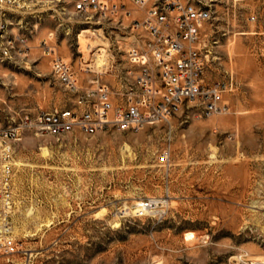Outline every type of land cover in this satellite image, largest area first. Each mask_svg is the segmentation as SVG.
<instances>
[{"label": "rangeland", "instance_id": "1", "mask_svg": "<svg viewBox=\"0 0 264 264\" xmlns=\"http://www.w3.org/2000/svg\"><path fill=\"white\" fill-rule=\"evenodd\" d=\"M74 1L8 10L11 35L28 41L13 60H0V127L75 108L78 94L52 74L56 57L72 65L83 89L108 84L120 104L133 40L78 15ZM201 1L213 9L202 30L205 81L226 85V110L200 116L186 102L169 121L137 132L53 137L28 128L14 168L22 251L0 264L264 261V0ZM146 199L165 204L140 218L135 204Z\"/></svg>", "mask_w": 264, "mask_h": 264}, {"label": "built area", "instance_id": "2", "mask_svg": "<svg viewBox=\"0 0 264 264\" xmlns=\"http://www.w3.org/2000/svg\"><path fill=\"white\" fill-rule=\"evenodd\" d=\"M26 0H0V60L19 55L17 45L28 39L14 37L4 19L10 10L23 9ZM24 2V3H21ZM27 2V3H26ZM29 5V4H28ZM132 5V7H131ZM74 11L81 16L98 17L121 30L133 44L126 56L134 70L127 72L122 100L116 104L108 84L82 88L72 65L65 59H52V74L72 93H77L74 109L41 111L32 119L0 127V258L22 251L15 236L16 146L30 128L41 135L60 137L78 129L87 136L108 127L137 132L148 125L169 121L186 102L197 104L200 116L226 110L222 103L225 84L206 83L207 58L202 46L203 27L212 20L213 9L196 0H75ZM9 10V11H8ZM140 12V16H135ZM49 54L55 50L48 46ZM124 81V80H123ZM157 200L146 199L138 217L158 212Z\"/></svg>", "mask_w": 264, "mask_h": 264}, {"label": "bare ground", "instance_id": "3", "mask_svg": "<svg viewBox=\"0 0 264 264\" xmlns=\"http://www.w3.org/2000/svg\"><path fill=\"white\" fill-rule=\"evenodd\" d=\"M144 128H145V127H144ZM154 200H157L156 205L159 206L158 209H159V211H160V208L165 204V201H163V200H158V199H154ZM135 205H137L136 209L138 210L140 204L137 203V204H135ZM187 237H189V239H191L192 237H194V234H193V233H190V235L187 236ZM238 258H239V257H238ZM241 259H242V258H241ZM238 262H239V261H238ZM252 263H253V262H252ZM253 264H264V261H263V260H256Z\"/></svg>", "mask_w": 264, "mask_h": 264}]
</instances>
